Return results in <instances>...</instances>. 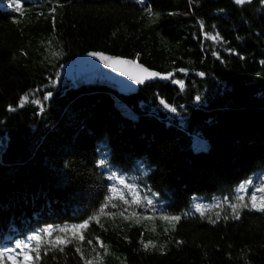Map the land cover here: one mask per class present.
I'll return each instance as SVG.
<instances>
[{"label": "trees", "instance_id": "16d2710c", "mask_svg": "<svg viewBox=\"0 0 264 264\" xmlns=\"http://www.w3.org/2000/svg\"><path fill=\"white\" fill-rule=\"evenodd\" d=\"M11 3L0 0V250L3 234H39L33 264H84L76 247L93 264H264V211L249 204L235 219L223 199L235 202L241 184L264 177V0H22L24 14ZM148 5L159 16L144 13ZM88 52L172 76L129 96L75 89L61 68ZM112 172L152 204L105 202L110 185L129 191ZM127 214L180 219L166 233ZM96 215L83 243L60 231ZM56 236L72 242L56 245Z\"/></svg>", "mask_w": 264, "mask_h": 264}, {"label": "snow or ice", "instance_id": "6c2138e0", "mask_svg": "<svg viewBox=\"0 0 264 264\" xmlns=\"http://www.w3.org/2000/svg\"><path fill=\"white\" fill-rule=\"evenodd\" d=\"M250 2V0H234V3L237 5H244L245 3ZM137 4L143 5L145 3V0H136ZM10 8H14L16 12L20 14L23 13V3L22 0H12V3L8 5ZM49 13H53L55 11V8L50 7L48 9ZM144 13H146L149 17L153 16H159V13H153L151 6L148 5L143 8ZM222 11V10H221ZM201 27L203 28L204 25L201 24ZM205 36L207 37V33H205ZM218 37L216 35H213L211 37L212 40H216ZM229 51L233 55H239L234 49H229ZM89 56L96 57L102 62L105 63V65L109 68H111L113 71L119 72L124 76H127L129 79L133 80L136 84H143L146 79L148 78H156L159 77L161 79H168L172 74H164L162 75L159 72L155 71H150L148 68L144 67L141 64H137L135 61H130V60H125L121 59L120 57H111L105 55L103 52H89ZM213 55L216 56L217 53L213 52ZM219 58V57H217ZM240 59H244L242 55H240ZM264 63V62H262ZM125 65H130L132 69L128 67H124ZM180 72H186V69H178ZM200 76H204L205 73L201 72L199 73ZM174 84H177L180 86L181 89L184 88V81L180 79H174L172 81ZM52 95L51 92H48L45 96L44 99L47 100L50 96ZM28 97L24 96L21 98L20 101V106H23L24 102L27 101ZM196 100L199 101L200 97L197 96ZM36 103V101H33ZM160 103L167 108L169 111L175 113L176 108L167 104L163 99H160ZM15 109L9 107V111H14ZM104 164V160L98 159L96 161V165L102 166ZM115 178L119 185H122L123 188L128 189L129 191L125 193L123 190L120 188L116 187L115 185H110L108 187V193L109 195L105 196V202L109 200H120L122 201L125 205L128 204H134L137 206H143L142 201H146L148 205L152 204V200L149 199L147 196H141L138 194L136 190V186L130 183H127L124 178L120 177L117 175L116 172H112L111 175L109 176V179ZM253 181L248 180L246 181V184L251 185ZM257 193H262L264 194V183L259 185L258 187L252 188L250 192L245 188L244 184H241L239 188L237 189V195L234 197L235 202H232L229 200V197L225 196L223 199L225 202H228V207L231 209L233 218L239 219L240 217V208H247L249 204H251V207L255 209L256 211H264V195L257 196ZM131 196V200H129L127 197ZM245 196H248V202L245 203ZM105 207H107V203H103L100 206V212H103ZM112 207H116V204L113 203ZM196 210L201 213V215H204V205L201 204H196ZM217 207H221L220 205H217ZM123 214V213H122ZM219 212L217 213V217H219ZM161 219H167L171 221H176L179 220V216H174V215H161ZM125 219L127 217L125 216ZM224 219L227 220L228 216L225 215ZM90 220H97L98 221V215L96 216H91L89 217L88 220H85L83 223L79 225H73L71 230L66 229V228H61L60 231L62 233H67L71 231L72 237L76 238L78 235V239L81 243L85 241V234L84 231L85 229L88 228L89 226V221ZM211 223H215L214 220H210ZM47 235L49 237L48 243H52V234H53V227L49 226L46 229ZM33 241H35V245L33 244ZM72 240L68 239L66 236L61 237V236H56L55 237V243L56 245H67L71 243ZM88 245L93 244L92 239H88L87 241ZM177 243H180V241H176ZM43 243V237L39 234H35L32 236H29L26 241H17L15 243V247H4L2 250H0V264H5V258H7L8 264H33L34 260H38L40 258V245ZM142 244H144V247L147 249L149 244L151 242L145 243L144 241H141ZM96 244L99 245L101 248L104 247L103 241L99 237H96ZM17 249L19 251H17ZM33 251H35V256L33 255ZM61 251H63V248H61ZM95 251V249H93ZM76 252L80 255L81 260H83L84 264H93V260L91 258H86L85 253L81 249V247H76ZM97 256H99V253H97ZM20 257V259H18Z\"/></svg>", "mask_w": 264, "mask_h": 264}, {"label": "water", "instance_id": "95a60500", "mask_svg": "<svg viewBox=\"0 0 264 264\" xmlns=\"http://www.w3.org/2000/svg\"><path fill=\"white\" fill-rule=\"evenodd\" d=\"M88 53H84L75 57L72 61L65 63L61 68V73L66 77L67 80L72 82L75 89L89 86H102L114 91L121 96H129L131 94L137 93L140 88L144 87L147 84L157 81L167 82L172 76L171 75L168 79H161L159 77L148 78L143 84L138 85L127 76H124L121 73L113 71L111 68L107 67L105 63L98 58L89 56ZM104 54L111 57H119L112 56L106 53ZM120 58L134 61L125 57ZM136 63L141 64L138 62ZM143 66L146 67L145 65ZM124 67H128L131 70H134L130 65H125ZM149 70L155 71L152 69ZM161 74L164 75L163 73Z\"/></svg>", "mask_w": 264, "mask_h": 264}, {"label": "rangeland", "instance_id": "374dc122", "mask_svg": "<svg viewBox=\"0 0 264 264\" xmlns=\"http://www.w3.org/2000/svg\"><path fill=\"white\" fill-rule=\"evenodd\" d=\"M60 74V71L58 72ZM65 77V76H64ZM66 78V77H65ZM128 114H131L132 112L125 108L124 109ZM195 147H204L206 148L207 143L205 140H201L196 138L195 140ZM262 183H264V177L263 179L260 178H256L254 180V182L251 185L245 184V188L247 190H249V192L252 190V188L254 187H258L259 185H261ZM131 199V196H128ZM161 215H167V214H127L125 215L127 217V219H125L128 222H131L132 225L134 226H140V227H146L148 226V224L152 221H155L159 224L162 225V227L165 229L166 233L170 232V228L172 227V224L174 223V221L171 220H167V219H161L160 216ZM177 216V215H174ZM110 256V254H109ZM104 259L103 257L101 259H99L98 263H103ZM105 264H116V263H105Z\"/></svg>", "mask_w": 264, "mask_h": 264}]
</instances>
